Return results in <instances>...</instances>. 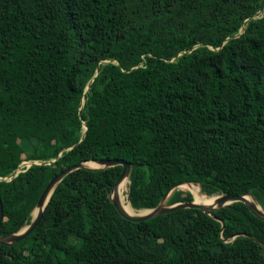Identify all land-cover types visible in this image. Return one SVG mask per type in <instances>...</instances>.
<instances>
[{
  "label": "trees",
  "instance_id": "16d2710c",
  "mask_svg": "<svg viewBox=\"0 0 264 264\" xmlns=\"http://www.w3.org/2000/svg\"><path fill=\"white\" fill-rule=\"evenodd\" d=\"M104 157L132 164L135 209L188 182L264 210V0H0V177L41 163L0 180V236L59 171ZM120 172L68 173L0 264H264L243 202L134 222L109 197Z\"/></svg>",
  "mask_w": 264,
  "mask_h": 264
},
{
  "label": "water",
  "instance_id": "95a60500",
  "mask_svg": "<svg viewBox=\"0 0 264 264\" xmlns=\"http://www.w3.org/2000/svg\"><path fill=\"white\" fill-rule=\"evenodd\" d=\"M243 30V29H242ZM85 130H86V126ZM71 148V147H70ZM67 148V149H70ZM56 159H53L52 161H48L46 163H51L55 161ZM31 164H41L37 161L35 162H29V161H24L22 162L17 169H15L12 173H10L8 176L1 178L0 180H10L13 177H15L18 172L20 171V168L23 166L29 167ZM121 166V172L116 179L115 183L113 184L111 193L109 194V197L111 199L112 204L116 208L117 212L125 219H128L130 221L138 222V221H145L148 219H151L157 215L165 214L171 211H175L178 209H183V208H197L202 210L205 213L210 214V211L222 208L226 205H229L233 202H243L249 209L250 211L260 219L264 220V210L261 208V206L253 199V197L248 194H228V193H221L217 196V202L214 205H202L200 203H197L194 198L191 201H179L175 202L172 204H167L166 200L168 196L171 194V192L179 185L186 184L188 182H182V183H177L172 185L163 195L161 198V201L153 208H147V209H135L132 206V209L135 210H141V213H136V214H131L123 208L121 204V200L119 195L117 194L116 187L119 185L123 180L127 179L129 182V174L131 171V166L132 164L129 161H126L121 158H99V159H91V160H83L80 161L76 164H73L64 170L59 171L56 175H54L50 181L47 183L45 186L44 190L42 191L38 201L36 202L35 207L31 211V220L30 222L21 227L18 231L6 235V236H0V244H13L26 236H28L37 226L39 223L43 211L50 199V196L55 189V187L58 185V183L70 172L76 170V169H91V170H97V169H106L109 167H114V166ZM191 193V192H190ZM192 194V193H191ZM193 196V194H192ZM247 196L251 197L253 200H249ZM126 198L128 199V193L126 194ZM130 203V202H129ZM131 205V204H130ZM3 217V205H2V200L0 197V222ZM222 223V221H221ZM223 227V223H222Z\"/></svg>",
  "mask_w": 264,
  "mask_h": 264
},
{
  "label": "bare ground",
  "instance_id": "6f19581e",
  "mask_svg": "<svg viewBox=\"0 0 264 264\" xmlns=\"http://www.w3.org/2000/svg\"><path fill=\"white\" fill-rule=\"evenodd\" d=\"M127 185H128V180L125 179L123 180L119 185L116 187L117 194L120 197L121 204L125 211L131 213V214H136V213H141V210H135L132 209L129 201L126 198V191H127ZM181 187H184L186 189H189L194 197L197 199V201L202 204V205H214L217 202V196L216 195H204L203 193L200 192L199 187L196 184L193 183H186L182 184ZM249 200H253L251 197L247 196ZM257 202V201H256Z\"/></svg>",
  "mask_w": 264,
  "mask_h": 264
},
{
  "label": "rangeland",
  "instance_id": "374dc122",
  "mask_svg": "<svg viewBox=\"0 0 264 264\" xmlns=\"http://www.w3.org/2000/svg\"><path fill=\"white\" fill-rule=\"evenodd\" d=\"M128 184H129V182H128ZM198 187H199V190H200V186L198 185V184H196ZM182 185H179V186H177L175 189H179V190H182V191H184V192H191L189 189H186V188H184V187H181ZM127 191H128V185H127ZM127 191H126V193H125V195L127 194ZM200 192H201V190H200ZM192 193V192H191ZM201 193H203V192H201ZM204 194V193H203ZM205 195V194H204ZM214 195H216V196H218L219 194H214Z\"/></svg>",
  "mask_w": 264,
  "mask_h": 264
}]
</instances>
